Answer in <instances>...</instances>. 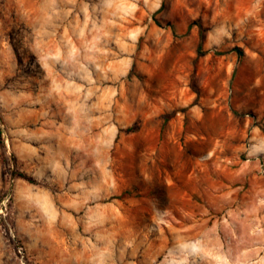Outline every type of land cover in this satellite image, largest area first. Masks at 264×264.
<instances>
[{"label":"rangeland","instance_id":"rangeland-1","mask_svg":"<svg viewBox=\"0 0 264 264\" xmlns=\"http://www.w3.org/2000/svg\"><path fill=\"white\" fill-rule=\"evenodd\" d=\"M0 128V264H264V0H0Z\"/></svg>","mask_w":264,"mask_h":264},{"label":"trees","instance_id":"trees-1","mask_svg":"<svg viewBox=\"0 0 264 264\" xmlns=\"http://www.w3.org/2000/svg\"><path fill=\"white\" fill-rule=\"evenodd\" d=\"M199 26H200V25H199ZM200 31H201V34H202L203 29H202L201 26H200ZM234 51L237 52L238 56H239L241 59L244 57V51H243L241 48H235ZM169 119H170V116L165 117V120H166V121L169 120ZM136 129H137L136 127H132V128L129 129V130H136ZM1 140H2V130H1V128H0V142H1ZM21 177L24 178L25 180L29 181V182H32L31 179H29V178L26 177V176L21 175Z\"/></svg>","mask_w":264,"mask_h":264}]
</instances>
